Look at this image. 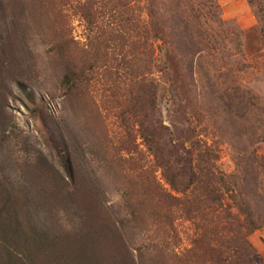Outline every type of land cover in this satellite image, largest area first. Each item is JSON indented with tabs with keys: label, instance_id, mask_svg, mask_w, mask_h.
Returning <instances> with one entry per match:
<instances>
[{
	"label": "rangeland",
	"instance_id": "1",
	"mask_svg": "<svg viewBox=\"0 0 264 264\" xmlns=\"http://www.w3.org/2000/svg\"><path fill=\"white\" fill-rule=\"evenodd\" d=\"M130 1L124 10L120 0H0V205L18 194L25 200L17 208L25 235H72L83 216L84 225L92 219L110 241L124 243L136 264H210L213 248L171 208L138 125L128 135L118 114L139 86L147 106L155 82L167 142L193 138L232 174L234 149L246 146L240 98L250 92L264 106V0H217L215 20H202L211 42L194 84L172 81L147 12ZM214 97L234 111L218 114L225 105L216 100L219 109L209 112ZM67 160L74 180L63 170ZM58 184L75 194L69 207L56 198ZM5 214L0 206V255L10 246ZM248 240L264 264V228ZM41 252L25 263L47 264Z\"/></svg>",
	"mask_w": 264,
	"mask_h": 264
},
{
	"label": "trees",
	"instance_id": "2",
	"mask_svg": "<svg viewBox=\"0 0 264 264\" xmlns=\"http://www.w3.org/2000/svg\"><path fill=\"white\" fill-rule=\"evenodd\" d=\"M131 3L120 0V7L125 10ZM136 4L141 12H147L150 31L160 43L156 49L165 50L164 64L172 81L197 82V62L208 53L211 42L207 39L210 32L202 20H215L219 9L217 0H136ZM89 17L87 15L86 19L91 24ZM157 92V84L151 82L147 106L142 86L132 103L128 104L127 97V103L118 114L122 127L129 135L132 126L138 125L141 139L170 189L167 197L171 208L183 211L185 218L195 222L201 232L200 240H206L208 247L213 248L209 263L256 264L255 250L248 238L264 228V188L258 181L264 174L257 176L254 171L259 167L264 172V157L258 154V146L264 142V106L260 107L250 92H246V101L240 98L241 107L246 106V138L243 137L246 146L234 149L237 168L227 175L217 169L218 157L199 148L200 144L193 138H171L167 142L166 128L160 125L157 116ZM209 92L213 96L212 90ZM216 100L225 106L220 105L219 109L214 104ZM209 107V112L218 108V114L228 115L234 111L223 98L214 97ZM63 170L74 180L68 160ZM62 187H57L56 198L69 207L70 199L76 200L75 194L72 191L66 194ZM18 198L5 199L0 205L7 220L4 240L10 245L0 255V264H26L24 259L31 263L34 250H42L40 256L47 264H136L126 253L123 242L120 246L113 239L110 241L109 234L94 228L92 219L84 225L83 216L82 228L72 235L69 232L45 235L35 230L31 235H25L24 231L22 234L17 208L20 203L25 204V200Z\"/></svg>",
	"mask_w": 264,
	"mask_h": 264
}]
</instances>
